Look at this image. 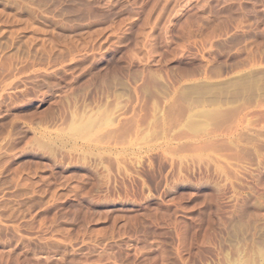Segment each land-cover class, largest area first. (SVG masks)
<instances>
[{"label": "rangeland", "instance_id": "obj_1", "mask_svg": "<svg viewBox=\"0 0 264 264\" xmlns=\"http://www.w3.org/2000/svg\"><path fill=\"white\" fill-rule=\"evenodd\" d=\"M0 264H264V0H0Z\"/></svg>", "mask_w": 264, "mask_h": 264}]
</instances>
